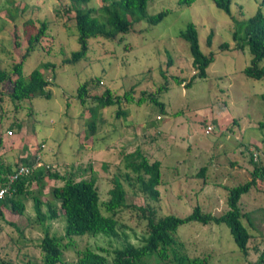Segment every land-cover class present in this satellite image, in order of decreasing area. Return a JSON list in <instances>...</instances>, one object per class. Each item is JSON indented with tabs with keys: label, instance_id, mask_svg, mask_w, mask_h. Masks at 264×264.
Segmentation results:
<instances>
[{
	"label": "rangeland",
	"instance_id": "obj_1",
	"mask_svg": "<svg viewBox=\"0 0 264 264\" xmlns=\"http://www.w3.org/2000/svg\"><path fill=\"white\" fill-rule=\"evenodd\" d=\"M66 3L0 0V68L9 69L18 62L27 46L23 21L32 18L35 26L46 21L48 36L26 58L23 74L39 68L49 80L48 97L36 96L16 104L6 94L9 87L2 86L0 153L12 166L20 164L24 156L33 155L37 165L49 166L52 172L63 175L72 170L83 172L86 178L93 175L101 201L109 198L112 178L118 176L130 206L117 213V237L84 234L63 239V244H71L64 252L66 262L58 264L75 260L74 246H88L111 260L113 249L125 241L140 245L146 235L148 214L144 216L141 209L148 206L156 217L167 213L185 217L195 206L215 215L224 213L229 188L251 178V152L264 157V77L255 79L244 74L251 54L248 47L235 48L232 37L235 20L246 19L258 10L264 13L261 0H233L231 15L212 0H195L189 6L180 5L178 0H149L148 15L168 11L161 21L137 23V30L125 33L120 42L90 38L86 56L69 62L65 59L79 44L74 22L64 21L61 15ZM90 4L97 6L100 0H91ZM190 22L197 28L200 49L207 55L212 53L214 59L206 77H194L187 87L194 68L188 43L180 33ZM15 28L19 32L18 48L14 46ZM210 31L213 36L208 45ZM224 42L229 44L228 49L220 48ZM167 55L172 57L170 65ZM47 63L53 67H46ZM163 74L168 77L165 82ZM90 78L96 83L93 93L97 95L106 88L116 95L133 89L135 100L142 91L154 92L160 85H167L157 92L164 110L150 99L142 104L121 103L126 110L121 117L116 116L118 103L101 108L87 100L82 105L77 87ZM92 120L97 123V133L91 136L88 124ZM207 126L212 127L208 132ZM136 148L161 160L159 202L140 191L134 175L123 165L121 153ZM202 167L204 175L199 174ZM127 172L130 181L125 180ZM60 182L44 177L43 199L49 200L51 187ZM239 206L252 213L255 226L249 229L243 219L252 233L246 254L238 249L223 223L190 221L177 228L175 238L191 257H205L207 264H263L264 182L243 194ZM101 211L109 215L102 207ZM34 216L31 200L26 202L23 215L8 210L0 215V261L42 264L37 247L42 232L32 226ZM47 225L51 235L64 234L63 215L47 221Z\"/></svg>",
	"mask_w": 264,
	"mask_h": 264
},
{
	"label": "trees",
	"instance_id": "obj_2",
	"mask_svg": "<svg viewBox=\"0 0 264 264\" xmlns=\"http://www.w3.org/2000/svg\"><path fill=\"white\" fill-rule=\"evenodd\" d=\"M62 1V0H57ZM67 6L61 12L64 21L71 19L77 30V42L79 48L73 51L66 62L78 61L86 56L88 51V40L90 38H104L113 42H120L124 34L133 29L141 21H147L148 24H156L167 14V10L148 15L147 6L149 0H100L97 6L91 5V0H65ZM195 0H178L180 5H191ZM213 3L227 14L231 15L230 7L233 0H212ZM264 4V0H261ZM34 19L27 18L23 21V34L26 39V48L20 56V60L11 65L9 69L0 68V95L3 96V85L9 87L6 93L9 99L16 103L32 99L36 96H49L46 88L49 80L44 76L39 68H33L28 75L23 74V64L26 58L42 42L44 37L48 36V26L46 21H41L39 26H35ZM135 28V29H134ZM139 28V27H138ZM14 46L18 48L19 32L15 28ZM180 36L188 43L192 57L193 76L189 79L187 87L191 86L194 77L205 78L207 68L213 62V55L202 52L198 41V31L194 23L186 25ZM213 32L207 36V44H211ZM235 41V48L243 49L248 47L251 54L250 62L243 72L246 76L261 79L264 77V13L259 10L252 16L234 22V31L232 34ZM127 47V44L125 45ZM129 48V47H127ZM221 49H228V43H222ZM170 65L171 55H167ZM46 67H53L51 64H45ZM164 82L168 80L166 74L162 75ZM177 83L182 84V79L171 77ZM95 81L88 79L77 87V98L84 105L90 100L95 107L104 108L118 103L116 116H125V106L136 101L142 104L150 99L163 111V103L158 99L157 92L167 85H160L154 92L142 91L136 98L133 89L125 91L122 95L114 94L109 88L103 90L100 95L93 93ZM1 98V97H0ZM264 99V92L261 94ZM90 108V107H85ZM163 119V118H162ZM161 119V120H162ZM97 123L90 121L88 124L89 133L94 135ZM208 127V126H207ZM206 127V128H207ZM1 141V139H0ZM1 144V143H0ZM250 154V163L252 164L251 178L243 184L235 185L229 188L227 196V209L224 213L215 215L210 212H204L199 206H195L185 217H179L172 213H167L161 217H156L152 207L142 208L144 213L148 212L146 218V235L140 245H135L125 241L121 247L112 251L111 260L106 255L92 250L88 246L82 248L74 246L75 260L71 264H207L206 258L190 256L182 242L175 238L177 228L187 222L197 221L202 224L216 223L225 224L238 249L247 253L248 242L252 238L249 227L254 226L251 212L242 211L239 206L241 196L247 193L253 186L264 182V157H253ZM122 161L124 167L134 175L140 191L152 201H160L161 184V160L150 158L140 148L132 151H123ZM33 155H26L20 160V164L14 166L5 163L3 155L0 153V188L8 187V191L0 198V215L8 210L15 215H23L26 209V202L31 200L35 216L33 224L40 228L42 237L37 243L41 252L42 264H58L64 261V252L69 248L70 242L63 244V239L75 235H96L102 234L107 237H117L118 219L117 213L126 204V190L120 178L113 176L112 187L108 190L109 198L106 201L100 200L99 190L96 186V178L90 175L89 178L83 177V172L69 171L66 174L52 172L49 166L37 165ZM21 166L28 168V172L20 174L16 179L10 182L9 176L14 174ZM204 168L200 169L199 174L204 175ZM50 177L54 180H60V184L53 185L50 189L49 200L43 199V188L45 186L44 177ZM131 176L127 172L125 180L130 181ZM36 186V189L33 187ZM108 213L104 215L101 211ZM63 215L65 219L64 234L61 236L51 235L50 225L44 226L49 220L59 219ZM246 219L247 225L243 223ZM13 225L12 221H7ZM249 228H247L245 225ZM73 245V244H72ZM105 250V249H103ZM153 260V263L149 262ZM260 261L264 264V252L260 254ZM0 264H5L0 261ZM27 264H32L30 260Z\"/></svg>",
	"mask_w": 264,
	"mask_h": 264
},
{
	"label": "built area",
	"instance_id": "obj_3",
	"mask_svg": "<svg viewBox=\"0 0 264 264\" xmlns=\"http://www.w3.org/2000/svg\"><path fill=\"white\" fill-rule=\"evenodd\" d=\"M211 129H212V127L208 126L206 132L210 131ZM253 157L256 158V155L254 154ZM26 172H28V168L25 166H21L14 174L9 176L10 182L13 181L14 179H16L18 175L26 173ZM263 181H264V179H263ZM8 187L9 186H5L3 188H0V198H2L4 196V194L8 191Z\"/></svg>",
	"mask_w": 264,
	"mask_h": 264
}]
</instances>
